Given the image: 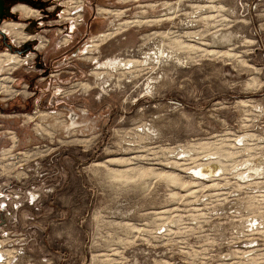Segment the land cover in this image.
Returning <instances> with one entry per match:
<instances>
[{"label":"rangeland","instance_id":"obj_1","mask_svg":"<svg viewBox=\"0 0 264 264\" xmlns=\"http://www.w3.org/2000/svg\"><path fill=\"white\" fill-rule=\"evenodd\" d=\"M4 53L0 264H264V0H0Z\"/></svg>","mask_w":264,"mask_h":264},{"label":"bare ground","instance_id":"obj_2","mask_svg":"<svg viewBox=\"0 0 264 264\" xmlns=\"http://www.w3.org/2000/svg\"><path fill=\"white\" fill-rule=\"evenodd\" d=\"M15 10H22L23 12H25V14L26 15H28L29 16V14H30V12H31V10H30V8L26 5V4H19V5H17L16 7H15ZM22 12V13H23ZM35 12H37V11H35ZM35 12H33V13H35ZM27 17V16H26ZM136 20H139V19H136ZM134 20H128V21H126V22H124V23H122V24H125V25H128V24H132V22H133ZM135 23V22H134ZM17 25H18V23H4L3 24V28L2 29H4V30H6V31H11V32H14L16 35H21V37H22V39H25L26 38V36H24L23 34H22V32L20 31V30H17L16 29V27H17ZM20 26H22V25H20ZM19 26V27H20ZM123 25H121L120 24V26H118V29H120L121 27H122ZM113 32H106L105 34H102L101 36H108V35H110V34H112ZM99 39V38H98ZM102 40V39H101ZM101 40H99V41H101ZM104 40V39H103ZM178 43V42H177ZM91 47V46H90ZM147 58V57H146ZM14 60V62L16 61V62H18V63H21L22 61H23V59L20 57V56H17V55H15V56H13L12 54H10V53H4V54H2V55H0V72L1 71H3L4 70V68H5V66H6V64L5 63H7V62H9V61H11V60ZM134 62H136V61H134ZM141 63V62H140ZM4 64H5V66H4ZM118 64V66H119V63H117ZM117 64H116V66H117ZM121 64V63H120ZM137 64V63H136ZM126 67V66H125ZM2 83H0V85H1ZM3 85V84H2ZM2 89H4L3 87H1ZM8 92H10V91H8ZM216 164H219V163H216ZM222 167V166H221ZM204 168V167H203ZM216 168H219L218 167V165H215L214 167H208L207 166V168L205 167V170H207V171H210V172H212V171H214V169H216ZM220 169V168H219ZM221 170V169H220ZM117 174V173H116ZM117 175H123V173L122 172H119V174H117ZM178 180V179H177ZM174 181H175V178H174ZM241 264V263H240Z\"/></svg>","mask_w":264,"mask_h":264},{"label":"flooded vegetation","instance_id":"obj_3","mask_svg":"<svg viewBox=\"0 0 264 264\" xmlns=\"http://www.w3.org/2000/svg\"><path fill=\"white\" fill-rule=\"evenodd\" d=\"M27 5V4H26ZM28 6V5H27ZM28 7H30V6H28ZM32 8V7H31ZM33 9V8H32ZM19 56V55H18ZM21 57V56H20ZM22 58V57H21ZM22 59H24V58H22Z\"/></svg>","mask_w":264,"mask_h":264},{"label":"water","instance_id":"obj_4","mask_svg":"<svg viewBox=\"0 0 264 264\" xmlns=\"http://www.w3.org/2000/svg\"><path fill=\"white\" fill-rule=\"evenodd\" d=\"M3 13V12H2Z\"/></svg>","mask_w":264,"mask_h":264}]
</instances>
